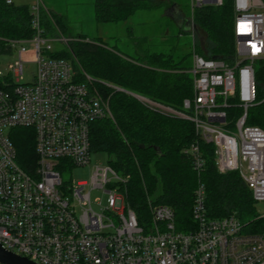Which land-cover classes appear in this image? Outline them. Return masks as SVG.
<instances>
[{
  "label": "built area",
  "instance_id": "1",
  "mask_svg": "<svg viewBox=\"0 0 264 264\" xmlns=\"http://www.w3.org/2000/svg\"><path fill=\"white\" fill-rule=\"evenodd\" d=\"M203 4L222 0H190L186 21L192 37V12ZM232 4L234 57L230 62L206 58L193 41L191 67L177 70L192 83V95L181 109L130 93L149 108L193 124L198 139L183 153L198 174L204 167L201 140L212 146L216 170L236 171L254 201L264 203V129L246 122L250 107L264 100V83L259 98L257 81L261 64L264 69V2ZM43 10V0H31V34L7 40L15 59L7 70L0 69L1 246L37 264H264V229L246 231L233 213L208 216L200 180L191 208L195 227L186 231L176 228L174 211L164 204H150L148 220L140 221L126 200L127 176L109 163L94 166L88 180H62L65 167L89 163L91 123L113 115L95 80L85 72L78 79L71 61L54 55L41 23ZM29 63L35 64L30 81L21 82ZM13 127H30L34 133L36 158L29 169L17 161L9 136ZM93 190L104 201L92 198Z\"/></svg>",
  "mask_w": 264,
  "mask_h": 264
},
{
  "label": "trees",
  "instance_id": "2",
  "mask_svg": "<svg viewBox=\"0 0 264 264\" xmlns=\"http://www.w3.org/2000/svg\"><path fill=\"white\" fill-rule=\"evenodd\" d=\"M165 1L94 0V14L99 21L120 22L138 9L158 6ZM29 5L0 0V54L10 53L8 39L31 34ZM46 13L42 11L41 23L45 31L50 32L53 27ZM188 17L183 18L181 25L190 31ZM192 17V38L197 52L206 58L232 61L235 54L232 0H222L220 5L198 6ZM54 55L71 60L78 71V79L82 80L85 72L103 91L111 92L113 119L100 118L91 123L90 151H105L108 163L119 174L127 176L126 200L140 221L148 220L150 204H164L173 209L178 230L194 228L193 191L200 180L205 185L208 216L218 218L233 213L247 231L264 229V217H259L256 211L251 190L236 171L220 173L216 170L210 144L198 140L204 167L199 174L193 168L190 158L183 153L184 147L198 139L189 120L149 108L124 91H113L103 83L107 81L121 90L181 109L183 99L192 95L191 77L177 71L185 68L177 67L164 52H144L133 58L80 39L71 40L68 49L56 51ZM73 58L77 64L73 63ZM257 81L261 98L262 64L257 71ZM246 122L264 129V100L250 107ZM9 136L17 161L29 169L36 158L32 128L13 127ZM155 147L160 149V155Z\"/></svg>",
  "mask_w": 264,
  "mask_h": 264
},
{
  "label": "rangeland",
  "instance_id": "3",
  "mask_svg": "<svg viewBox=\"0 0 264 264\" xmlns=\"http://www.w3.org/2000/svg\"><path fill=\"white\" fill-rule=\"evenodd\" d=\"M14 1L19 4L31 3V0ZM43 1L44 7L47 9L46 14L53 27L50 32H47V35L52 39L53 51L68 49L70 41L66 44L58 39L65 37L93 42L133 58L139 57L144 52H164L172 58L177 67L188 68L192 65V34L181 25L182 18L191 15L190 0H166L165 3L158 6L138 9L128 19L120 22L97 20L94 14V0ZM173 4H176L175 7L179 10L177 15H173L175 12L172 8ZM57 20H59L58 23ZM14 59V51L0 54V69L7 70L8 64ZM72 61L78 63L75 59ZM34 68V63L23 66L24 78L21 82L30 81ZM93 84L108 100V106L111 109V92L103 91V88L98 87L94 82ZM107 87L113 91H124L133 96L130 91L118 90L112 85H106ZM162 113L173 115L172 113ZM173 117L181 118L176 115ZM108 157L105 151H92L88 164L65 167L60 172L61 178L68 184L88 180L94 166L106 165ZM91 195L92 198L100 197L103 201L105 199L99 190H93ZM255 207L259 214L264 213L263 202H255Z\"/></svg>",
  "mask_w": 264,
  "mask_h": 264
},
{
  "label": "water",
  "instance_id": "4",
  "mask_svg": "<svg viewBox=\"0 0 264 264\" xmlns=\"http://www.w3.org/2000/svg\"><path fill=\"white\" fill-rule=\"evenodd\" d=\"M175 4H173L174 10ZM171 8V9H172ZM157 155H160V149L155 147ZM0 263L3 264H37L34 261L28 259L27 257L18 255L10 250L3 248L0 244Z\"/></svg>",
  "mask_w": 264,
  "mask_h": 264
},
{
  "label": "crops",
  "instance_id": "5",
  "mask_svg": "<svg viewBox=\"0 0 264 264\" xmlns=\"http://www.w3.org/2000/svg\"><path fill=\"white\" fill-rule=\"evenodd\" d=\"M176 5V4H175ZM177 6V5H176ZM174 10H175V12H173V15H177L178 14V8L177 7H174ZM177 11V12H176ZM176 13V14H175ZM128 19V18H127ZM183 22V18H182V20H181V23Z\"/></svg>",
  "mask_w": 264,
  "mask_h": 264
}]
</instances>
